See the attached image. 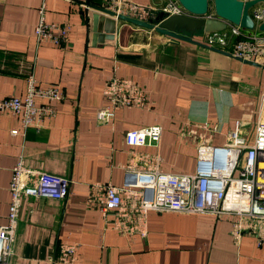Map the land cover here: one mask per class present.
Masks as SVG:
<instances>
[{
	"label": "crops",
	"instance_id": "obj_1",
	"mask_svg": "<svg viewBox=\"0 0 264 264\" xmlns=\"http://www.w3.org/2000/svg\"><path fill=\"white\" fill-rule=\"evenodd\" d=\"M126 1L144 9L135 18L148 20L167 0ZM37 5L0 0V99L22 96L29 74L63 97L51 103L53 116L23 135L10 133L19 130L17 116L0 113V224L19 153L27 169L66 180L68 193L21 200L8 264H264V242L245 234L233 242L234 216L149 211L142 237L114 229L112 214L105 221L99 201H88L92 184L120 186L127 170L156 164L162 171L195 172L198 143L224 146L236 122L249 143L258 113L264 121V58L243 61L200 42L171 40L98 11L108 10L104 0H46L45 20L68 23L70 30L60 46L37 44ZM94 15L96 32L113 30L100 42L92 40ZM243 33L264 35L256 28ZM110 78L136 83L145 105L118 109L99 123L95 112L106 103L102 89ZM153 124L161 127L157 147L124 144V132ZM60 244L74 246V261H55Z\"/></svg>",
	"mask_w": 264,
	"mask_h": 264
},
{
	"label": "built area",
	"instance_id": "obj_2",
	"mask_svg": "<svg viewBox=\"0 0 264 264\" xmlns=\"http://www.w3.org/2000/svg\"><path fill=\"white\" fill-rule=\"evenodd\" d=\"M104 3L114 17L122 14L135 18L144 10L126 0H104ZM45 11L46 0H38L37 21L32 29L34 40L37 44L60 46L67 39L70 25L46 21ZM161 12L166 15L186 14L176 0L165 1ZM248 13L256 27L264 20V4L253 5ZM204 16L212 18L213 13L208 8ZM199 32L196 41L212 49L227 50L232 57L258 63L264 58V35H245L243 28L231 23H227L221 31ZM102 95L106 103L95 112V120L99 123L112 120L118 109L145 105L143 91L129 79L110 78L103 86ZM62 97L55 86L41 88L37 79L29 74L22 96L10 95L0 99V113L9 112L17 116L19 130L13 129L10 133L23 135L28 127L38 129L46 119L53 116L51 103ZM37 99H42L44 103H36ZM235 125L223 147H214L204 141L198 143L195 172L162 171L156 164L137 171L127 170L120 186L92 184L88 201L93 202L94 198L99 201L98 210L105 221L108 214H112L114 229L137 232L142 237L145 236L144 220L147 212H174L209 215L215 219L234 216L229 232L233 242L238 245L245 234L257 244H262L264 121L258 113L249 143L238 135L239 122ZM160 135L161 127L153 124L127 130L123 140L129 147H157ZM8 193L5 222L0 224V264H8L12 254L14 228L21 200L38 196L64 199L68 193V182L57 176L27 169L19 153L11 169ZM74 251V246L60 244L55 261H74Z\"/></svg>",
	"mask_w": 264,
	"mask_h": 264
},
{
	"label": "water",
	"instance_id": "obj_3",
	"mask_svg": "<svg viewBox=\"0 0 264 264\" xmlns=\"http://www.w3.org/2000/svg\"><path fill=\"white\" fill-rule=\"evenodd\" d=\"M186 14L166 15L159 12L158 15L148 20H141L122 14L116 15V19L131 23L138 27L153 29L168 36L171 40H183L200 44L191 38L196 31L211 32L221 31L227 23L238 25L245 30H256L264 32V20L256 27L249 16L248 10L257 3L264 0H176ZM211 5V6H210ZM212 8L213 17L207 18L208 8ZM98 11L113 16V12L96 8ZM98 16L93 17L92 40L100 42L105 33H112V28L96 32ZM105 24V22H104ZM111 24L112 20H111ZM114 26V25H112ZM113 31V30H112ZM218 50V49H217ZM220 51V50H219ZM223 52V51H221ZM226 53V52H223ZM223 147V146H220Z\"/></svg>",
	"mask_w": 264,
	"mask_h": 264
},
{
	"label": "rangeland",
	"instance_id": "obj_4",
	"mask_svg": "<svg viewBox=\"0 0 264 264\" xmlns=\"http://www.w3.org/2000/svg\"><path fill=\"white\" fill-rule=\"evenodd\" d=\"M210 6H211V5H210ZM209 9H210V11H212V8H211V7H210Z\"/></svg>",
	"mask_w": 264,
	"mask_h": 264
}]
</instances>
